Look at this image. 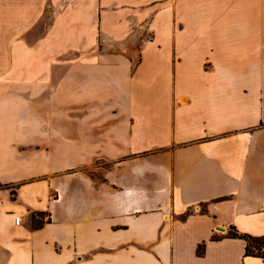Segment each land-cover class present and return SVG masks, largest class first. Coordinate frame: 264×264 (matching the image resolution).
I'll return each instance as SVG.
<instances>
[{"label": "crops", "instance_id": "crops-1", "mask_svg": "<svg viewBox=\"0 0 264 264\" xmlns=\"http://www.w3.org/2000/svg\"><path fill=\"white\" fill-rule=\"evenodd\" d=\"M0 183V264H264V0H0Z\"/></svg>", "mask_w": 264, "mask_h": 264}, {"label": "trees", "instance_id": "trees-1", "mask_svg": "<svg viewBox=\"0 0 264 264\" xmlns=\"http://www.w3.org/2000/svg\"><path fill=\"white\" fill-rule=\"evenodd\" d=\"M4 185V184H3ZM43 215V212L34 213L33 223L37 226L41 225L44 222V218L39 216ZM233 236H242L246 239V254L259 255L264 258V235L262 236H253L250 234H239L238 232L231 233ZM201 247L198 248V252H201Z\"/></svg>", "mask_w": 264, "mask_h": 264}, {"label": "rangeland", "instance_id": "rangeland-1", "mask_svg": "<svg viewBox=\"0 0 264 264\" xmlns=\"http://www.w3.org/2000/svg\"><path fill=\"white\" fill-rule=\"evenodd\" d=\"M53 11L51 10V11H46V13H45V15H44V20L43 19H41V22H40V24L37 26V28L35 29V37L37 36V35H39V34H41V32H42V29H43V25H46L47 23H48V21L49 20H51L52 19V17H53ZM6 185L4 184L3 185V183H0V188H3V187H5ZM44 218L46 219L47 217L46 216H44ZM0 255H1V253H0Z\"/></svg>", "mask_w": 264, "mask_h": 264}, {"label": "built area", "instance_id": "built-area-1", "mask_svg": "<svg viewBox=\"0 0 264 264\" xmlns=\"http://www.w3.org/2000/svg\"><path fill=\"white\" fill-rule=\"evenodd\" d=\"M15 221H16V223H20L21 221H22V217L20 216V215H17L16 217H15Z\"/></svg>", "mask_w": 264, "mask_h": 264}]
</instances>
